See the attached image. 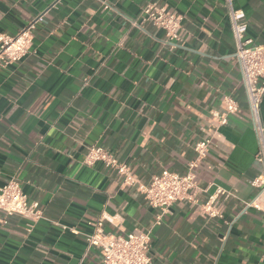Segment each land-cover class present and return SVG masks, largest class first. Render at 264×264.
<instances>
[{
  "label": "crops",
  "instance_id": "crops-1",
  "mask_svg": "<svg viewBox=\"0 0 264 264\" xmlns=\"http://www.w3.org/2000/svg\"><path fill=\"white\" fill-rule=\"evenodd\" d=\"M149 1L183 15L181 44L141 21ZM235 7L264 44V0ZM41 14L28 54L0 63V185L18 180L43 218L0 224V264H102L87 235L103 214L114 233L151 232L155 264H264V212L245 206L264 167L226 0H0V34ZM227 97L238 109L223 125L213 113ZM205 138L198 202H176L160 223L138 184L83 161L102 146L147 184L187 172ZM212 197L216 216L203 209Z\"/></svg>",
  "mask_w": 264,
  "mask_h": 264
},
{
  "label": "built area",
  "instance_id": "built-area-1",
  "mask_svg": "<svg viewBox=\"0 0 264 264\" xmlns=\"http://www.w3.org/2000/svg\"><path fill=\"white\" fill-rule=\"evenodd\" d=\"M231 27L236 43V58L241 71L245 93L248 100L254 126L259 139V151L256 160L264 167V119L262 103L264 100V44L257 43L247 37L248 19L243 9L235 7V0H226ZM142 22H152L164 30L166 38L176 44L183 42V15L177 14L158 2L149 1L144 6L140 17ZM44 21V14L37 16L23 30L16 34H0V63L12 64L21 61L29 52L34 32L37 26ZM138 21L134 22L137 25ZM226 111L223 114L214 112L213 115L220 124H227L229 115L236 112L237 102L227 97ZM210 138L197 142L194 150L197 159L189 164L188 171L179 173L163 169L153 174L147 184L138 183L129 164L121 162L115 154L99 145L89 147L84 156L86 165L103 163L108 168L115 169L123 178L124 185L138 184L140 191L153 208L159 210L157 223H160L170 208L179 201L197 203L198 175L196 168L201 160L209 153ZM259 190L258 195L248 201L246 208H254L264 212V169L252 182ZM219 194H226L219 189ZM215 198L212 197L204 205L206 213L216 216L214 210ZM19 215L30 221V225L43 218V212L38 202H31L18 180L12 179L0 185V224H6L8 219ZM114 218L103 214L93 223V231L87 235L89 248H97L102 255V264H155L151 254V232L134 229L127 234L114 233L106 228L107 224H114ZM264 260V254H263Z\"/></svg>",
  "mask_w": 264,
  "mask_h": 264
}]
</instances>
